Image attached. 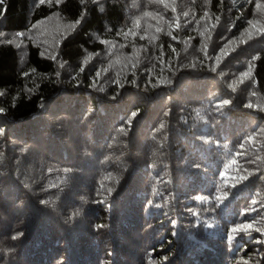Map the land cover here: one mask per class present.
Masks as SVG:
<instances>
[{"label":"trees","instance_id":"1","mask_svg":"<svg viewBox=\"0 0 264 264\" xmlns=\"http://www.w3.org/2000/svg\"><path fill=\"white\" fill-rule=\"evenodd\" d=\"M0 264H264V0H0Z\"/></svg>","mask_w":264,"mask_h":264},{"label":"rangeland","instance_id":"2","mask_svg":"<svg viewBox=\"0 0 264 264\" xmlns=\"http://www.w3.org/2000/svg\"><path fill=\"white\" fill-rule=\"evenodd\" d=\"M74 50H75V49H74ZM75 51H76V50H75ZM75 51H71V50H70L69 52L67 51V53H66V58H70V57H72V56L74 55V52H75Z\"/></svg>","mask_w":264,"mask_h":264}]
</instances>
